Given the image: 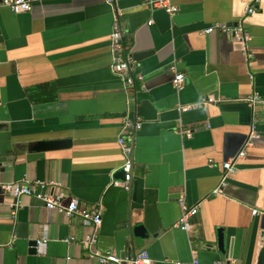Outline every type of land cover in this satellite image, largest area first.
<instances>
[{
    "label": "crops",
    "instance_id": "0c3cea01",
    "mask_svg": "<svg viewBox=\"0 0 264 264\" xmlns=\"http://www.w3.org/2000/svg\"><path fill=\"white\" fill-rule=\"evenodd\" d=\"M169 1L172 16L117 0L123 42L143 75L130 91L109 71L112 16L103 0H29L22 13L0 5V182L42 181L46 192L65 194L63 204L74 198L101 213L94 233L77 216L0 189V264H99L82 244L93 234L95 249L121 258L146 250L151 264L258 263L264 218L251 209L264 211V108L243 98H264V0L250 14L253 0ZM214 23L241 24L252 59L229 34H205ZM170 66L184 77L180 89ZM124 115L141 122L128 192L117 144ZM252 118L254 144L212 195ZM180 198L198 210L187 231L171 228ZM145 205L160 225L155 237L132 230Z\"/></svg>",
    "mask_w": 264,
    "mask_h": 264
},
{
    "label": "built area",
    "instance_id": "2783aa9c",
    "mask_svg": "<svg viewBox=\"0 0 264 264\" xmlns=\"http://www.w3.org/2000/svg\"><path fill=\"white\" fill-rule=\"evenodd\" d=\"M111 9V32L109 35V71L120 79L125 91L134 90L136 83L141 84L143 81V75L137 68L135 60L132 58L131 53L127 50L123 42V33L120 26V17L122 15V9L118 7L117 0H103ZM258 0H253V4L249 5L246 9L247 13H252L254 10V4ZM141 5H145L150 9H162L169 16L174 15L177 12L176 5H173L169 0H140ZM0 5L8 8L13 13L27 12L31 8L29 0H0ZM147 24H151L149 20ZM217 31L220 33H227L231 38L242 45V54L246 61H250L253 57V53L249 50L248 42L250 40L249 34L243 29L241 24H235L228 26L224 23H214L204 30L205 34ZM170 70L175 72L174 66L169 67ZM172 85L175 89H180L184 82V77L181 73L174 74L172 79ZM243 101L251 108L262 107L264 108V98L259 96L256 92H251L243 98ZM212 102L209 97L207 99H201L199 105H207ZM194 107V105H193ZM192 107H184L183 109H190ZM257 121L252 118L248 133L244 139L241 149L237 154L221 163L223 174L220 178L218 185L211 191L212 195L222 192V188L225 186L226 177L236 171V162L245 156L246 150L254 144L257 137L256 131ZM141 127V122L137 119H133L124 115L120 120V133L117 137V144L123 156V163L121 170L124 173L123 181L120 183L125 191H129V182L131 180V167H132V152H133V139L136 133ZM211 161L209 162L210 165ZM1 170V161H0ZM46 186L45 182L34 180L29 182L21 179L12 182H0V189L3 193L11 195L12 198H18L26 195L31 196L40 201L47 209H57L65 214L67 217L77 216L84 224L92 225L94 233L101 223V213L97 206L82 207L79 202L74 198H69L66 203L63 201L66 196L63 192L58 191L49 193L44 190ZM180 206V215L178 219L173 223V229H179L187 231L190 227L192 219L197 214V206H188L185 204L182 198L178 200ZM14 212V211H13ZM12 212V213H13ZM251 215L261 216L264 218V211L251 209ZM264 235V227H263ZM83 245L91 250L93 256L97 259L99 264H151L152 260L148 256L146 250H140L136 255L131 257H119L113 251H99L94 248L96 242V235L93 234L82 241ZM173 264H198L195 258L191 261H174ZM213 264H234L231 260L217 261Z\"/></svg>",
    "mask_w": 264,
    "mask_h": 264
},
{
    "label": "water",
    "instance_id": "95a60500",
    "mask_svg": "<svg viewBox=\"0 0 264 264\" xmlns=\"http://www.w3.org/2000/svg\"><path fill=\"white\" fill-rule=\"evenodd\" d=\"M58 142L59 141H56V142H53V143H47V144H50L49 146H51V145L57 146V145L61 144V143H58ZM121 173H122V176L124 177V173H123L122 170H121ZM131 175H132V167H131ZM130 190H131V180L129 182V191ZM139 226L145 227V229L147 230V233H145L144 231H141ZM159 227H160V225H159V222L157 221L156 213L154 211L153 206L145 205L143 207V217H142V220H141V224L140 225L139 224L138 225H134L132 227V230L136 231V233H135L136 237H142V236H146L147 237V235H151V236L155 237L157 235ZM133 236H134V233H133ZM217 247L219 249H222V247H223V230L222 229H218L217 230ZM257 262H258L257 264H264V246L261 248V250L259 252V256H258V261Z\"/></svg>",
    "mask_w": 264,
    "mask_h": 264
}]
</instances>
